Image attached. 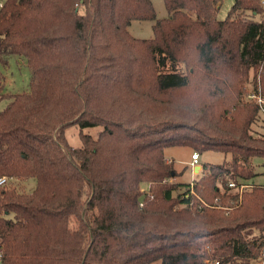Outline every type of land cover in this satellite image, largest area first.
I'll return each mask as SVG.
<instances>
[{
  "label": "trees",
  "instance_id": "16d2710c",
  "mask_svg": "<svg viewBox=\"0 0 264 264\" xmlns=\"http://www.w3.org/2000/svg\"><path fill=\"white\" fill-rule=\"evenodd\" d=\"M262 1L235 0L223 20L221 0H164L163 19L151 0L5 1L0 62L24 57L31 81L7 92L0 74V176L29 189L0 187V264H241L264 255V187L228 214L200 208L190 182H167L183 170L165 156L171 146L231 154L202 165L194 181L213 205L232 197L219 181L257 176ZM149 19L153 38L130 33L133 20ZM70 126L80 146L69 143ZM91 127H101L97 136Z\"/></svg>",
  "mask_w": 264,
  "mask_h": 264
},
{
  "label": "rangeland",
  "instance_id": "374dc122",
  "mask_svg": "<svg viewBox=\"0 0 264 264\" xmlns=\"http://www.w3.org/2000/svg\"><path fill=\"white\" fill-rule=\"evenodd\" d=\"M153 6L155 8L157 19H163L169 16V12L165 6L164 0H151ZM235 0H221V6L218 13V18L223 20L227 17L229 10L234 5ZM156 20H133L129 26L130 33L141 39H151L154 37L153 26ZM0 74H3L5 79V91L7 92H23L28 91L30 89V81H31V70L27 65V61L24 57L20 56H12L9 59L8 64H2L0 62ZM252 84H247V89L249 94L252 92ZM244 101L251 100L250 96H246ZM8 103V100L0 101V110H2ZM101 130V127H91L85 129V132L92 134L93 136H97L98 132ZM251 133L255 136L264 135V112H261L255 122L251 125ZM66 136L69 143L73 146H80L82 144L81 137L79 134V127L70 126L66 130ZM196 151L188 146H171L165 149V156L169 162L172 164L174 169H177L178 172H181L175 178H171L170 181H167L169 184L179 182L188 183L191 180H198L203 173L201 169L198 168L195 171L196 174L192 173V167L190 166V162L192 160V153ZM200 164H224L225 162H229L231 160V154H226L224 152H218L214 150H208L203 153H200ZM252 164L255 166V170L257 172V176L255 179L259 182H264V159L253 158ZM14 182L16 180L14 179ZM13 184V183H12ZM15 184H18L19 188L27 187L25 182L17 181ZM13 184V185H15ZM33 184V183H32ZM31 184V186H32ZM149 183H143L142 187L147 188ZM181 189H178L174 194L176 195ZM201 196V195H200ZM206 202L212 203L211 201L206 200L203 196H201ZM177 209L183 208L181 205L176 206ZM241 264H264V256H261L257 259H253L248 261L247 263Z\"/></svg>",
  "mask_w": 264,
  "mask_h": 264
},
{
  "label": "built area",
  "instance_id": "2783aa9c",
  "mask_svg": "<svg viewBox=\"0 0 264 264\" xmlns=\"http://www.w3.org/2000/svg\"><path fill=\"white\" fill-rule=\"evenodd\" d=\"M6 0H0V9H2L5 5ZM264 4V0L262 1ZM252 97L256 98L257 102L261 106V111L264 112V100L260 95H252ZM192 160L190 162V166L192 167V171L194 170L196 165H199L202 172L203 166L200 164V154L198 151H194L192 153ZM193 174H196L195 171H193ZM13 177H9L7 175L0 176V187L7 186L13 181ZM171 179L167 180L170 181ZM194 181L195 179L190 181V194L196 197L198 200H200L199 207H216L221 208L225 211L226 214H228L230 211H232L235 207L239 206L242 203L244 193L246 191L252 190L255 187L261 186L264 187V182H259L257 179H243V178H230L226 183H223L222 181L218 182L219 190L222 193H226L227 195L232 196L229 199V203L227 205H217V204H210L206 202L195 190L194 187ZM149 186L147 188H143V191H148L150 189L151 184H148ZM190 194H187L186 196L189 197ZM220 198H216V202H218ZM141 206H143V203H141ZM187 206V205H186ZM193 206V203L189 205V208ZM264 256V255H263Z\"/></svg>",
  "mask_w": 264,
  "mask_h": 264
},
{
  "label": "crops",
  "instance_id": "0c3cea01",
  "mask_svg": "<svg viewBox=\"0 0 264 264\" xmlns=\"http://www.w3.org/2000/svg\"><path fill=\"white\" fill-rule=\"evenodd\" d=\"M198 166H199V165H196L193 171H197V170H198ZM176 170H177V169H176ZM177 171H178V170H177ZM193 171H192V173H193ZM177 178H178V176H177ZM178 182H179V181H178ZM185 182H187V181H185ZM185 182H183V183H185Z\"/></svg>",
  "mask_w": 264,
  "mask_h": 264
},
{
  "label": "water",
  "instance_id": "95a60500",
  "mask_svg": "<svg viewBox=\"0 0 264 264\" xmlns=\"http://www.w3.org/2000/svg\"><path fill=\"white\" fill-rule=\"evenodd\" d=\"M198 167H200V166H198Z\"/></svg>",
  "mask_w": 264,
  "mask_h": 264
}]
</instances>
